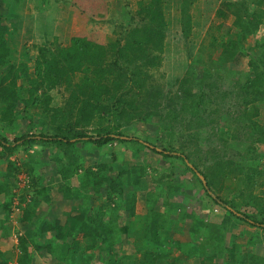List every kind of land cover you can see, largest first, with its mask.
I'll use <instances>...</instances> for the list:
<instances>
[{
	"label": "trees",
	"instance_id": "obj_1",
	"mask_svg": "<svg viewBox=\"0 0 264 264\" xmlns=\"http://www.w3.org/2000/svg\"><path fill=\"white\" fill-rule=\"evenodd\" d=\"M92 1L57 3L76 13L80 27L89 22L105 25L106 31L80 30L66 45L55 38L33 47V54L12 46L14 31L6 22L13 15L0 8V264H34L36 253L49 256L52 264H264L254 236L244 235L246 229L264 234V124L251 110L264 106V33L259 34L264 0H222L208 16L193 8L195 0H178V8L171 0H123L124 21L111 2H101L108 16L93 17ZM168 61L182 76L174 77L175 91L159 108L155 90L161 86L153 72ZM157 115L163 143L145 138L147 130L142 137L132 131ZM117 143L136 144L135 155L146 151L165 159L170 175L177 168L190 174L194 184H177L176 191L184 189L186 199L194 201L197 182L205 202L178 212L174 203L165 200L160 209L150 200L140 225V250L128 256L119 254L124 240L114 235L116 199L129 191L121 209H135L148 166L118 163L116 153L109 163L92 165L76 153L80 145L101 151ZM51 166L65 199H79L80 189L89 188L100 204L90 212L74 211L65 222L37 214L42 204L52 203L56 176L39 178L40 170ZM20 174L26 185L16 195ZM76 181L78 191L71 196ZM161 186L173 189L171 181ZM16 198L21 232L16 230L15 239L8 217ZM82 199L90 202L87 195ZM207 201L222 214L215 216ZM165 231L175 237L192 233L194 240L167 250ZM240 240L244 251L237 249Z\"/></svg>",
	"mask_w": 264,
	"mask_h": 264
},
{
	"label": "rangeland",
	"instance_id": "obj_2",
	"mask_svg": "<svg viewBox=\"0 0 264 264\" xmlns=\"http://www.w3.org/2000/svg\"><path fill=\"white\" fill-rule=\"evenodd\" d=\"M60 1L64 2V0H60ZM71 1H73L72 3L78 4L76 0H71ZM79 1H80L79 2L80 5L87 2V0H82V1L79 0ZM97 1H98V3H97ZM102 1H103V4H106V2H111L110 5L112 6V9L117 12V14L120 16L121 20L124 21L125 19H127L126 12H125V9L123 7V5H124L123 0H115L116 2H114V0H111V1L110 0H101V1L100 0H93L92 3L94 4V8H92V9H94L95 11L90 12V13L94 14L93 17H100L101 15H104L105 17L108 16V14L106 13V11H108V10L106 9V7L101 8V2ZM165 1L167 3H169V1H167V0H165ZM202 1L204 2V4H207V7L209 5L210 6L208 8L203 9V12H201L200 15L201 16H205V15L208 16L207 13L210 14V11H212L211 6L213 5V8L216 9L217 6L219 5L218 3L222 0H202ZM52 2L57 3V0H52L51 3ZM89 2L90 1H88L87 3H89ZM32 3H33V0H1V2H0L1 8L5 7V6L7 7V5H9L12 8L15 7L17 10H22L24 7H27L29 5L31 6ZM196 3L200 4L197 1H196ZM174 4H175V6H177V8L179 7V5L177 4L176 1H174ZM54 5L51 9L50 15H48V18L46 19L48 23L49 22L51 23L53 20H56V19L65 18L66 17L65 15L67 13H68V15H70L69 12H65V11L61 12V11H63L62 9H66V8L61 7L62 9L59 10L58 5H55V6ZM40 6H41L40 0H38L36 3L34 2L33 7L36 8L35 10L39 11L38 8H40ZM163 9L168 10V7L167 8L163 7ZM186 11L189 14L191 12V8H186ZM75 15H76V13H73V15L71 17H74ZM85 16H86V14H85ZM177 20H179V19L176 16L175 17V23ZM77 21L79 22L80 19H77ZM88 23L89 22L83 23V24L86 27V26L90 25V23L89 24ZM51 24H48V25L47 24L46 25L41 24L38 27H39V29L42 28L43 30L40 29V30H37L35 32H28V33L29 34H35V35H37V37L39 35H41L43 39H50L52 37V35H54V32L51 31L50 29H46V28H52L53 26ZM92 26H94V25H92ZM104 26H100V27H102V29H99V30L106 31L103 29ZM263 33H264V27L261 28L259 34H263ZM18 35H19L18 32H15L16 38L18 37ZM214 58H216V57H214ZM199 74H202L201 68H199ZM153 75H154V79H155L154 81L156 82V84L161 86V87H159V89L155 90V92L157 94L155 96L156 97L155 100L157 101L159 108L162 106L164 107L165 101L167 99H170V96L175 91L174 87H175L176 82H175L174 77L176 75L180 76L181 73L179 72V68H177V69L173 68V64H171L168 61V63H166V64L164 63L163 66L158 71L153 72ZM168 80L169 81L171 80L170 84H168ZM141 101H142V99L139 98V102H141ZM251 110L255 113L256 119L258 121H260L262 124H264V106L263 105H257L256 107L252 108ZM152 111L156 112V109L152 110ZM160 117H161V115H157L155 117V119L151 120V123H146V122L137 123L136 125L133 126L132 131L138 133L139 136L142 137V131L147 130V132L149 134L147 133V135H143L145 138H146V136H149L151 141H153L156 138L161 139V143H163V141H164L163 138L166 137V134H164L162 129H161L162 127L159 123ZM22 126L26 127V121H24L22 123ZM159 145H162V144H159ZM89 146H91V144H89ZM83 147H84L83 149H82L81 145L79 146V148L77 147L79 151H76V153L83 159V161H85V159H86V162L89 164H92V165L97 164V163H101V162L109 163L111 161L110 160L111 153H116L118 156L117 162L121 163L123 165H125V164L129 165V164L138 163V162L143 163L144 165H147L148 166V177L145 179V181L142 184L143 190H144L142 193V196H144L143 197V200H144L143 205H145V204L147 205L150 200H151L150 203H152V200H154L155 202L161 203V206H162V203L165 200H167L168 202L174 203L173 205L179 206V208H178V212H179V210L184 209V208L187 211H191L193 209L195 210V209H197V207L199 208L203 204H205V202H203V198H202L203 195H202L201 189L199 188V183H197V182L195 183L196 188L198 189V191L196 192L197 195L194 192L192 193L194 196H196L194 201L186 199V197H185L186 191H184V189L180 190V191L179 190L176 191L177 187L175 188V185H177V184L183 186L185 184H188V183L190 184V183L195 182L193 180V178H191L190 174L185 173L182 170H178L179 168L176 167L177 169H174L172 171L173 172L172 175H170L171 167L168 164L164 163V162H166L165 159L158 157V156L150 155L146 151L144 153H141L138 155L133 154V150L139 149L136 144L127 143V144L122 145V144L117 143V144H113V145L109 146L106 149H102L101 151L98 150L97 148L94 150L93 149L94 147L91 150L87 149L85 145ZM36 149L37 148H35L34 150H36ZM38 150H39V148H38ZM22 157H23V155L19 156L20 159H22ZM13 159H14V157L11 158V160H13ZM20 159H18V160H20ZM42 161L48 162L49 159L47 157H45L42 159ZM22 162H23V160H22ZM51 165L55 166L53 163H51ZM53 166L48 167V168L44 167L43 169H41L39 178L43 177L46 179L49 176H56L55 177L56 178L55 183L58 184L59 177L55 174V168ZM18 178H20L21 180L18 179V181H17V183H19L20 186L16 185V188H14L17 190L15 192L16 195H18L19 189L24 188L26 185L25 184L26 179H25L24 174H20L18 176ZM166 181H171L173 189L168 191L166 188L161 186V184H164ZM75 184H77V183H75ZM55 188H58V185ZM72 188L74 189L75 187H72ZM81 190L84 191V189H80V191L78 192L79 196L83 195ZM161 190L164 192L162 197L160 195L154 196L155 199H153L151 197V196L155 195L156 193H159ZM52 191H51V197H52ZM193 191H195V190H193ZM86 192L88 195H92L93 197L95 196L93 191L89 190V188L86 189ZM192 194H190V195H192ZM75 195L73 194V196H75ZM124 195L129 196V191L127 193H124ZM124 195L122 197L116 199V204H120L119 206L116 205V207L119 208L121 213L124 212V210L121 209V205L126 203V201L128 200V198L124 199V197H125ZM61 198H63V197H61ZM27 199L29 200L30 197L27 196ZM140 199L142 200V198H140ZM208 203H209V206L214 210L215 216H219V214H222V211L218 207H213V204L211 202H208ZM50 204L52 205V203H50ZM156 205H157V203H156ZM41 206H42L41 211L36 210V212H37V214L39 213V214H42L43 216H45L46 211L48 212L51 210L50 206L47 204H42ZM143 207H141L142 210H143ZM157 207L160 208L158 205H157ZM39 210H40V208H39ZM14 238H16V237H14ZM120 246L122 247L125 245L120 244L119 247Z\"/></svg>",
	"mask_w": 264,
	"mask_h": 264
},
{
	"label": "crops",
	"instance_id": "obj_3",
	"mask_svg": "<svg viewBox=\"0 0 264 264\" xmlns=\"http://www.w3.org/2000/svg\"><path fill=\"white\" fill-rule=\"evenodd\" d=\"M38 0H33L32 5L24 7L22 10H17L15 7L12 8L11 6L7 5V7H3L2 8V14H6L8 12L9 15H13V19L11 22H6L7 27L9 28L10 31H14V37L13 39V44L12 46H15V48L18 49L19 48H23V47H27L28 49L31 50V54H33V47L35 46H40L42 45L44 42L46 41H53L55 38H58L59 43L66 45L68 43V40L70 38L71 35H73L76 32H81L80 30H84V31H100L102 32L103 30H99L102 29V27H100V25L97 26V24H93L94 26H92V24H90L89 26H86L85 28L80 27V25L78 24V21L76 19V17H71V13L70 10H66V9H62L61 7L65 8V5H62L60 2L58 3H51L52 0H40L41 2V6L38 10H35L36 8L33 7L34 2L36 3ZM174 2L176 0H171V2ZM200 4L194 3L193 8L196 7V11H198L199 13L203 12V9L208 8L207 4H204V2L202 0H195ZM114 2H116L114 0ZM177 4H179V1H176ZM58 5L59 10L62 9L63 11L61 12H69L70 15H68V13L65 15V18L62 19H56L53 20L51 23L47 22V18L48 15H50L51 13V9L53 7V5ZM54 5V6H55ZM115 5V4H114ZM175 6V4H173ZM0 8H1V4H0ZM177 8V6L175 7ZM212 10L213 5L211 6ZM48 25L51 24L53 27L52 28H46V29H50L51 31L54 32V35H52V37L50 39H43L41 35H39L37 37V35L35 34H29L28 32H35L37 30H43L42 28L39 29V25ZM51 27V26H50ZM99 27V28H98ZM107 27V26H106ZM108 28V27H107ZM107 28H103L104 30H106ZM15 32H18V37L16 38L15 36ZM20 38V39H19ZM89 148V147H88ZM89 150H91L89 148ZM1 173V172H0ZM19 180H21L20 178H18ZM77 183V182H76ZM17 185L20 186L19 183H16ZM54 188L56 187V183H53ZM76 186V184H74V187ZM60 188H55L52 191V205L50 206V211H46V215L44 216V218L46 220L49 221H55V220H60L65 222L67 217L72 216V214L74 213V211H87L90 212L91 208L98 206L100 204V200L97 199L95 196L93 197L92 195H88L86 192V189H84V191H82L83 195L79 197V199H65L64 197V193L61 192V190H59ZM75 188L71 190V196H73V194L75 195ZM17 191L16 189H13V192ZM64 191V190H63ZM89 193V192H88ZM91 194V193H90ZM89 196L90 197V202L88 203L87 201H85L84 199H82L83 196ZM63 197V198H61ZM142 196V200H143ZM141 199H139L135 205V209L133 211H126V212H122L119 210H117V213L119 214V218L117 221L118 227L116 228L114 235H115V239H121L124 240V242L122 244H124L125 246L119 247V254H125V255H132L134 253H136V251L140 250L139 246L142 243V233L140 230V225L142 223H144L145 220V210L147 208V205H143L144 200L142 201ZM2 201H3V197H2V193H0V222L2 223ZM127 203V202H126ZM157 205L161 208V203L156 202ZM118 206L120 204H117ZM144 206V207H143ZM141 207H143V210L141 209ZM19 217H20V209H19V203L18 200L14 199L11 200V205H10V213H9V222L11 224V228L13 230V237H16V230L18 229L19 234H20V222H19ZM171 219H175V217L171 216ZM207 223V221H206ZM207 226V225H206ZM205 226V227H206ZM204 227V228H205ZM246 229V228H245ZM201 230V229H200ZM51 235V234H48ZM245 237H252L254 236L255 239V243H257L259 245V248L262 249V251L264 252V234L260 231V230H254V231H250V230H245ZM194 235L191 233H184L182 235H179L177 237H175L171 232H162L161 233V238H162V243L164 248H166L168 250L169 249H177L179 245H184V246H188L190 244V241L194 240ZM227 237V236H226ZM16 239V238H15ZM231 240L232 237H230L228 235V238H226V246H230L231 244ZM198 241V239H197ZM241 241V242H240ZM238 244L241 243V246L236 245L238 250H242L244 251L246 246L243 247V245L245 244V241L240 240ZM16 242V241H15ZM139 245V246H138ZM0 248H2V242H0ZM250 246L248 248V250H250ZM165 250V249H164ZM237 250V256L242 254L240 252H238ZM0 251H2L0 249ZM38 252V251H37ZM170 253V252H169ZM40 254V253H39ZM38 253L35 254V263L34 264H52L53 261L51 260V258L48 256L47 258H41L39 256ZM138 254V253H137ZM203 258H201L202 260ZM225 260V253L222 254V261ZM200 261V260H199ZM15 264V263H12ZM157 264H168L167 260H165L163 263L162 262H158ZM178 264H190L188 262L185 261H180ZM191 264H197V261H192Z\"/></svg>",
	"mask_w": 264,
	"mask_h": 264
},
{
	"label": "water",
	"instance_id": "obj_4",
	"mask_svg": "<svg viewBox=\"0 0 264 264\" xmlns=\"http://www.w3.org/2000/svg\"><path fill=\"white\" fill-rule=\"evenodd\" d=\"M189 166H191V165L189 164ZM197 176H198L199 179L202 181L203 185H206V182H205L203 176H201L200 174H197Z\"/></svg>",
	"mask_w": 264,
	"mask_h": 264
}]
</instances>
